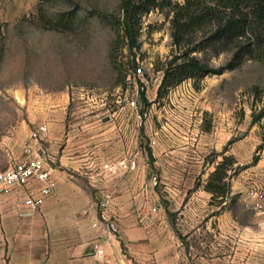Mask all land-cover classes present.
<instances>
[{"label": "crops", "instance_id": "1", "mask_svg": "<svg viewBox=\"0 0 264 264\" xmlns=\"http://www.w3.org/2000/svg\"><path fill=\"white\" fill-rule=\"evenodd\" d=\"M35 3L0 0V18L14 19ZM92 107L69 110L53 99L32 112L26 134L3 140L7 159L0 168L25 158L31 129L47 126L45 138L32 145L47 154L52 191L36 209L25 203L41 196L35 180L0 194V264H234L238 252H213V192L206 183L215 166L207 133L191 123L156 124L152 112L143 120L128 104L99 114ZM129 153L137 156L134 171L111 175L102 168ZM229 153L241 160L234 149ZM261 167L260 159L254 172ZM251 173L230 178L216 209L234 195L243 199ZM226 208L219 223L228 219ZM103 210L116 221L114 235L93 226ZM95 241L103 256L95 254Z\"/></svg>", "mask_w": 264, "mask_h": 264}, {"label": "rangeland", "instance_id": "2", "mask_svg": "<svg viewBox=\"0 0 264 264\" xmlns=\"http://www.w3.org/2000/svg\"><path fill=\"white\" fill-rule=\"evenodd\" d=\"M119 2L36 0L16 18H0V166L7 159L5 137L26 134L32 112L53 99L69 110L90 104L99 114L137 98L143 120L152 112L156 124L191 123L207 133L213 140V167L225 155L235 158L229 153L234 149L241 160L235 158L227 168L228 188L230 178L244 171L253 172L245 192L264 185V44L258 58L199 80L186 79L156 98L161 68L173 47L171 7L142 16L139 47L130 52L117 31ZM67 16L72 17L68 28L49 27L48 20L65 22ZM207 32L198 33L195 43ZM233 52L215 54L206 48L195 55L218 69ZM260 159L261 170L255 173ZM218 201L213 199V252H238L234 264H264V196L230 199L224 204L228 219L220 223L216 217L225 214L216 213Z\"/></svg>", "mask_w": 264, "mask_h": 264}, {"label": "trees", "instance_id": "3", "mask_svg": "<svg viewBox=\"0 0 264 264\" xmlns=\"http://www.w3.org/2000/svg\"><path fill=\"white\" fill-rule=\"evenodd\" d=\"M163 7H171L172 10L173 47L161 68L162 78L156 98L186 79L199 80L206 75L219 74L237 67L247 58L259 57L260 47L264 44V0H183L182 3L174 0H120L116 26L119 37L127 41L130 52L139 47L142 16ZM65 19V22L62 18L57 22L48 20L49 27L57 28L60 24L68 28L72 17ZM206 29L207 34L195 43L198 33ZM206 48H212L215 54L229 49H234V52L226 65L215 69L195 55V52ZM141 99L145 105L150 104L143 91ZM261 114L264 115V106ZM234 162L233 156H223L206 183V188L213 192V199L219 198L218 203L230 192L224 179L228 166ZM235 197L232 196V200ZM223 208L220 206L216 213Z\"/></svg>", "mask_w": 264, "mask_h": 264}, {"label": "built area", "instance_id": "4", "mask_svg": "<svg viewBox=\"0 0 264 264\" xmlns=\"http://www.w3.org/2000/svg\"><path fill=\"white\" fill-rule=\"evenodd\" d=\"M127 104L135 109L139 107V100L131 99ZM48 128L45 124H38L30 131L28 138L23 142V148L26 152V157L23 159L11 158L5 168H0V194L8 188L17 186H26L32 180L41 184V196H29L25 203L31 208L36 209L42 203L45 195L51 193L52 183L49 180V169L45 168L47 154L40 148H34L33 143H39L45 138ZM137 156L135 153L124 154L123 156L110 160L102 164V168L109 174L115 175L119 173L132 172L137 168ZM151 183L153 186L158 185V178L153 176ZM262 184V183H261ZM252 196H264V185H260L254 192L246 191L243 194V199H248ZM93 226L104 230L106 233L114 235L118 232V226L113 217L106 216L104 210L100 218L93 222ZM95 254L103 256V249L99 242L93 244ZM49 264V263H47Z\"/></svg>", "mask_w": 264, "mask_h": 264}]
</instances>
